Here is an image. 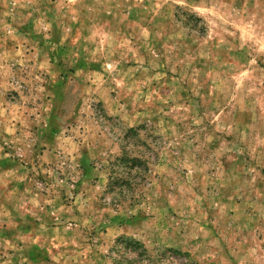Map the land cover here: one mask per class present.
I'll use <instances>...</instances> for the list:
<instances>
[{"label": "rangeland", "instance_id": "obj_1", "mask_svg": "<svg viewBox=\"0 0 264 264\" xmlns=\"http://www.w3.org/2000/svg\"><path fill=\"white\" fill-rule=\"evenodd\" d=\"M130 262L264 264V0H0V264Z\"/></svg>", "mask_w": 264, "mask_h": 264}, {"label": "trees", "instance_id": "obj_2", "mask_svg": "<svg viewBox=\"0 0 264 264\" xmlns=\"http://www.w3.org/2000/svg\"><path fill=\"white\" fill-rule=\"evenodd\" d=\"M130 132L133 134V132H134V130H130ZM128 162H130L131 163V166H133V164H140V161H138V160H135V159H130V160H128ZM142 162V161H141ZM129 245V244H128ZM133 262H130V263H128V264H132Z\"/></svg>", "mask_w": 264, "mask_h": 264}]
</instances>
